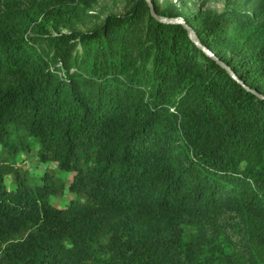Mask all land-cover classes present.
Masks as SVG:
<instances>
[{
	"label": "trees",
	"instance_id": "1",
	"mask_svg": "<svg viewBox=\"0 0 264 264\" xmlns=\"http://www.w3.org/2000/svg\"><path fill=\"white\" fill-rule=\"evenodd\" d=\"M96 1L0 0V264H264V0Z\"/></svg>",
	"mask_w": 264,
	"mask_h": 264
},
{
	"label": "rangeland",
	"instance_id": "2",
	"mask_svg": "<svg viewBox=\"0 0 264 264\" xmlns=\"http://www.w3.org/2000/svg\"><path fill=\"white\" fill-rule=\"evenodd\" d=\"M169 2L178 3L191 15H215L229 8L244 9L245 0H158V6L163 8ZM130 7L128 0H97L87 8L90 17L81 15L78 19H72L57 25V28L49 27V30L51 33L56 31L90 32L96 30L107 16L125 14ZM22 156L24 155L22 154ZM42 165L44 164L39 161L28 160L25 167L33 176H37L42 170ZM52 167L54 168V166ZM66 178L71 180L72 177L68 174Z\"/></svg>",
	"mask_w": 264,
	"mask_h": 264
},
{
	"label": "water",
	"instance_id": "3",
	"mask_svg": "<svg viewBox=\"0 0 264 264\" xmlns=\"http://www.w3.org/2000/svg\"><path fill=\"white\" fill-rule=\"evenodd\" d=\"M146 1H147L148 5H149V7H150L151 14L153 15V17H154L156 20H158V21H160V22H163V23H167V24H181V25H183L184 28L187 30L190 39H191V40H192V41H193V42H194V43H195V44H196L201 50H203L204 53H205L206 55H208L209 57H212L213 59H216L215 55H214L210 50H208L206 47H204V46L200 43V41L197 39V37H196V35H195L193 29L190 28V27L187 25V23H186V21H185L184 19H180V18H178V19H169V18L161 17V16H159V15L156 13L155 6H154V4L152 3V1H151V0H146ZM228 72H229L231 75L235 76V75L231 72L230 69H228Z\"/></svg>",
	"mask_w": 264,
	"mask_h": 264
}]
</instances>
